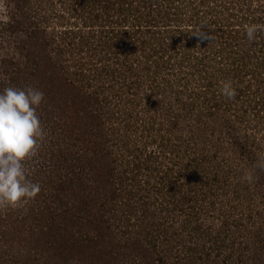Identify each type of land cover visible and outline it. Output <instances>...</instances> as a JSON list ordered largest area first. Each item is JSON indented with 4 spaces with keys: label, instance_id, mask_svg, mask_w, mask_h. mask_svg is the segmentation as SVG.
I'll return each instance as SVG.
<instances>
[{
    "label": "rangeland",
    "instance_id": "obj_1",
    "mask_svg": "<svg viewBox=\"0 0 264 264\" xmlns=\"http://www.w3.org/2000/svg\"><path fill=\"white\" fill-rule=\"evenodd\" d=\"M262 20L264 0H0V93L42 91L45 130L0 264H264Z\"/></svg>",
    "mask_w": 264,
    "mask_h": 264
},
{
    "label": "clouds",
    "instance_id": "obj_2",
    "mask_svg": "<svg viewBox=\"0 0 264 264\" xmlns=\"http://www.w3.org/2000/svg\"><path fill=\"white\" fill-rule=\"evenodd\" d=\"M258 30H264V25L246 26L247 39L252 41ZM192 35L201 41L213 39L200 29ZM221 93L230 100L235 98L231 81L223 83ZM43 100L44 93L31 86L7 87L0 93V211L26 203L40 192V185L28 179L25 162L36 155L45 136L36 111ZM252 169L264 172V156ZM244 179L251 183L253 172H248Z\"/></svg>",
    "mask_w": 264,
    "mask_h": 264
},
{
    "label": "trees",
    "instance_id": "obj_3",
    "mask_svg": "<svg viewBox=\"0 0 264 264\" xmlns=\"http://www.w3.org/2000/svg\"><path fill=\"white\" fill-rule=\"evenodd\" d=\"M251 15H245L243 18L245 19L246 18V20L247 19H249V18H251L250 17ZM254 16V15H253ZM264 20H262V22H263ZM261 25H264V23H261ZM259 32H261V35H263L264 34V30H260ZM261 40H263L262 38H260Z\"/></svg>",
    "mask_w": 264,
    "mask_h": 264
}]
</instances>
